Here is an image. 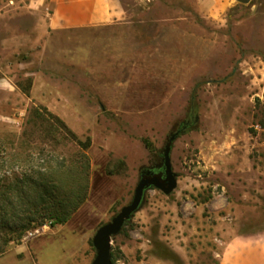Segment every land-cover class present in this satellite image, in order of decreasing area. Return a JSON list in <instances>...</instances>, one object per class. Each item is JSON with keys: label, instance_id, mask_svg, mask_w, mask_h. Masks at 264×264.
Segmentation results:
<instances>
[{"label": "rangeland", "instance_id": "obj_1", "mask_svg": "<svg viewBox=\"0 0 264 264\" xmlns=\"http://www.w3.org/2000/svg\"><path fill=\"white\" fill-rule=\"evenodd\" d=\"M122 2L123 23L55 31L52 0H0V264H92L97 230L188 119L172 144L176 190L146 191L112 238L114 264H220L230 239L264 231V0L221 16L196 0ZM83 153L84 203L19 236L42 176L70 183L57 168L77 173ZM17 178L23 188L4 187Z\"/></svg>", "mask_w": 264, "mask_h": 264}, {"label": "crops", "instance_id": "obj_2", "mask_svg": "<svg viewBox=\"0 0 264 264\" xmlns=\"http://www.w3.org/2000/svg\"><path fill=\"white\" fill-rule=\"evenodd\" d=\"M48 25L55 31L97 29L123 23L122 0H52ZM197 7L221 16L234 0H196ZM220 264H264V231L238 234L227 243Z\"/></svg>", "mask_w": 264, "mask_h": 264}, {"label": "trees", "instance_id": "obj_3", "mask_svg": "<svg viewBox=\"0 0 264 264\" xmlns=\"http://www.w3.org/2000/svg\"><path fill=\"white\" fill-rule=\"evenodd\" d=\"M18 86L23 90L27 95L30 94V90L32 87V80H29V83L25 86L18 84ZM36 115L39 118H43L42 114L36 110ZM53 117L58 121V123L67 131H69L74 139L78 141V137L72 130L66 125V123L61 120L58 116ZM196 121L192 119L185 120L180 124L178 129L172 134V136L179 137L183 134L190 132L194 126ZM261 128H264V121L260 122ZM87 149L90 147V141L87 143L80 142ZM161 157L164 159V154H161ZM84 160L81 161L82 165L78 168V170L73 173L71 171L73 166L61 164L57 169L60 173L62 171L63 176L68 177L70 179V183L64 185L57 184L56 182H48L46 180L45 175L42 176L40 185L38 187V193L35 197V200L30 204L31 211L24 216H18L19 230H15L19 232V236H21L24 232L29 229L35 228L37 226H41L46 222H51L52 226L65 224L70 220L72 215L78 208L84 203L87 196V191L90 185V169L91 164L88 158L87 153H83ZM164 167L155 168V171H161ZM76 169V168H75ZM45 182V183H44ZM25 180L16 179L12 182H8V184H4L5 188L8 190H15L23 188L25 185ZM63 192V193H61ZM12 227V226H11ZM12 229V228H11ZM12 234V235H11ZM6 235H9V239L13 238V232L7 231ZM7 239V241L9 240ZM112 261L114 264L115 254L112 252Z\"/></svg>", "mask_w": 264, "mask_h": 264}, {"label": "water", "instance_id": "obj_4", "mask_svg": "<svg viewBox=\"0 0 264 264\" xmlns=\"http://www.w3.org/2000/svg\"><path fill=\"white\" fill-rule=\"evenodd\" d=\"M252 0H238L241 4H248ZM176 136H171L164 152V167L161 171L146 169L142 172L141 178L135 189L133 200L122 207L120 212L112 221L102 225L93 238L94 247L97 255L92 264H113L112 261V238L118 235L126 222L129 221L135 212H137L143 202L145 193L150 188L161 190L164 194H172L177 186V174L173 170L171 160L172 144Z\"/></svg>", "mask_w": 264, "mask_h": 264}, {"label": "built area", "instance_id": "obj_5", "mask_svg": "<svg viewBox=\"0 0 264 264\" xmlns=\"http://www.w3.org/2000/svg\"><path fill=\"white\" fill-rule=\"evenodd\" d=\"M50 227H52L51 222H46V223L43 224L42 226H40V227H38L37 229H35V233H38L40 228L45 229V228H50ZM32 232H33V231H31V232L29 233V235H33Z\"/></svg>", "mask_w": 264, "mask_h": 264}]
</instances>
